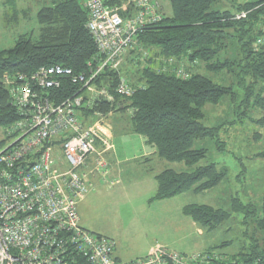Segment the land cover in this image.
Returning <instances> with one entry per match:
<instances>
[{
	"label": "trees",
	"instance_id": "trees-1",
	"mask_svg": "<svg viewBox=\"0 0 264 264\" xmlns=\"http://www.w3.org/2000/svg\"><path fill=\"white\" fill-rule=\"evenodd\" d=\"M127 1L106 0V3L121 6ZM169 1L170 11L161 5L162 19L140 30L133 49L124 56L137 52L134 58L130 57V63L136 66L141 65L138 56H148L149 51L156 59L151 54L145 66L133 67L136 70L132 71H123L124 59L117 68L105 67L93 84L97 90L103 88L109 92L113 99L98 97L93 101L105 102H95L91 108L82 109L91 120L96 118L97 110L106 117L130 110L135 131L163 159L186 165L188 169L167 168L157 175V190L152 200L173 198L190 190L200 192L226 179V168H219L216 163L200 164L207 150L195 147L197 141L215 137L221 127L204 124L205 105L218 104L228 94L235 102L238 97L232 86L219 83L210 73L235 77L244 90L243 101L264 112V0H229L225 7L221 5L224 0ZM85 2L51 0L38 11V36L23 34L13 47L0 51V127L9 126L19 118L12 97L19 74L30 75L41 67L56 64L77 74H89V65L96 66L104 57L86 27L89 13ZM120 11L123 16L131 12ZM241 12L247 16L237 19ZM122 79L134 89L132 95L117 91ZM79 87L66 79L58 89L39 88L37 92L42 97L48 93L63 100ZM110 106L111 111L116 110L109 111ZM260 210L252 202L233 197L230 212L210 205L187 204L183 213L201 229L208 230L228 220L233 213H242L245 230L239 253L225 255L216 249L208 253L223 256L213 264H264V198Z\"/></svg>",
	"mask_w": 264,
	"mask_h": 264
},
{
	"label": "built area",
	"instance_id": "built-area-1",
	"mask_svg": "<svg viewBox=\"0 0 264 264\" xmlns=\"http://www.w3.org/2000/svg\"><path fill=\"white\" fill-rule=\"evenodd\" d=\"M85 6L86 27L104 56L100 62L89 65V74L58 64L41 67L30 75L19 74L12 88L19 118L6 128L12 142L0 150V264H213L222 260L215 253L185 255L156 245L144 258L122 262L115 256L114 239L81 224L78 204L92 187L89 175L107 180L105 153L114 147L103 115L95 112L91 120L82 113L95 98L113 99L103 88L98 91L93 81L105 67H119L138 32L162 19L157 0H128L121 6L86 0ZM121 9L131 12L123 16ZM246 16L241 12L236 17ZM9 79L6 75L8 83ZM66 79L80 87L63 100L37 92L58 89ZM117 91L134 93L124 79Z\"/></svg>",
	"mask_w": 264,
	"mask_h": 264
},
{
	"label": "rangeland",
	"instance_id": "rangeland-1",
	"mask_svg": "<svg viewBox=\"0 0 264 264\" xmlns=\"http://www.w3.org/2000/svg\"><path fill=\"white\" fill-rule=\"evenodd\" d=\"M157 1L170 11L169 0ZM228 2L229 0H224L221 5L225 7ZM50 3L51 0H0V51L13 47L23 34L37 37L40 27L38 11ZM143 49L145 52L148 50ZM149 53L148 56H151L152 53L150 51ZM136 54L137 52H133L132 56H129L128 53L124 57L123 71L136 70L133 67L141 68V65H146L148 57L146 54L137 55L141 65L130 63L132 59L130 57L134 58ZM152 57L156 59L154 55ZM179 74L184 75L183 69H180ZM209 76L216 78L223 85L232 86L238 97L235 102L231 94H228L218 104L205 105L204 124L209 127L220 125L221 127L215 137L197 141L195 147L207 150V155L200 164L216 163L219 168H226V179L213 188L200 192L186 191L172 201H157L156 204L150 201L154 194L152 196L147 193L148 183L144 179L135 181L132 185H128L126 180L124 181L126 187L110 188L98 195L92 203L91 199L87 198L88 202L85 201L81 205L82 222L88 221L95 226L93 228L87 225L89 230L114 238L119 248L122 247L126 251L128 258H120L122 262L144 257L145 255H139L152 241L167 244L172 250L185 255L214 249L225 255L239 253L244 242L245 230L242 213H233L216 228L203 229L205 234L200 235L192 219L189 220L191 222L189 224L185 221L188 218L182 213V207L187 203L210 205L230 212L232 198L239 197L245 203L252 202L257 205L261 212L264 198V112L257 106L254 107L252 103L243 101L244 90L236 83L235 77L212 73ZM98 100L90 103L94 105L95 102H105L103 99ZM112 109L110 106L109 111ZM95 112L103 115L106 122L112 119L110 117L112 114L106 117L100 110ZM118 115L132 124L130 110L119 111ZM6 128L8 126L0 127V150L13 140L7 135ZM109 151H114V147L106 152ZM59 152L63 153L62 148ZM166 164L168 168L178 171L187 168L184 163ZM141 174L145 173L138 171L129 176L139 180ZM224 242H227V245L222 246Z\"/></svg>",
	"mask_w": 264,
	"mask_h": 264
},
{
	"label": "crops",
	"instance_id": "crops-1",
	"mask_svg": "<svg viewBox=\"0 0 264 264\" xmlns=\"http://www.w3.org/2000/svg\"><path fill=\"white\" fill-rule=\"evenodd\" d=\"M111 121H108V127L110 129V132L112 134L113 138V144H114V151H109L105 153V157L109 163V174L107 176V180H103L100 176L95 174H90L88 180L92 183V187L90 191L87 193L85 198L81 200L78 204V211L80 214L81 205L87 201V198L91 199V203L98 198V195H101L105 191L109 190L110 188H115L120 186L126 187L124 184V181L127 180L128 185H132L135 181H140L141 179H144L146 183H148L147 187V193L149 195L153 194L155 195L157 190V175L168 168L167 160L163 159L157 152V149L155 147L150 146L147 143L146 138L137 133L134 129L133 123H129L128 120H124L125 118L118 115V113H115L113 116H111ZM132 122V121H131ZM98 149H102L103 146H101L100 143H97ZM94 158L95 155L91 156L89 160V168L92 169L94 167ZM151 165V166H150ZM138 171H142L145 174L139 175V180L135 178H131L129 175L132 173H136ZM180 195V194H179ZM177 196L169 199L164 200H152L150 199L152 204H156L157 201H172L173 199H176ZM153 198V197H152ZM88 202V201H87ZM173 205V202H171ZM188 204V203H187ZM185 204V205H187ZM182 207V213L183 208ZM179 205H177L178 207ZM184 214V213H183ZM185 215V214H184ZM188 220H185L186 223H191L189 220L192 219L188 215H185ZM81 224L89 229L88 226H93L95 228L94 224L89 223L88 221L82 222V217L80 216ZM193 225H195L198 229V234L204 235V230L201 229L197 223L192 219ZM112 238V237H111ZM114 239V238H113ZM115 240V239H114ZM116 242V249H115V256L120 258H128V255L122 247L119 248L118 242ZM156 245L165 246L172 250L170 246L167 244L164 245L159 242H150L147 246L145 251L143 253H140L139 256H147L151 249L155 247ZM144 256V257H145ZM141 257V258H144Z\"/></svg>",
	"mask_w": 264,
	"mask_h": 264
}]
</instances>
